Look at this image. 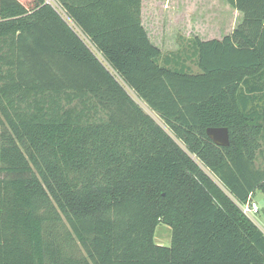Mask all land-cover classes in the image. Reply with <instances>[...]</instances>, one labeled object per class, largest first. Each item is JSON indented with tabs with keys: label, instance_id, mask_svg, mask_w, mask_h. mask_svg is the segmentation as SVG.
<instances>
[{
	"label": "trees",
	"instance_id": "trees-1",
	"mask_svg": "<svg viewBox=\"0 0 264 264\" xmlns=\"http://www.w3.org/2000/svg\"><path fill=\"white\" fill-rule=\"evenodd\" d=\"M227 1L166 56L143 0H0V264H264V0Z\"/></svg>",
	"mask_w": 264,
	"mask_h": 264
},
{
	"label": "rangeland",
	"instance_id": "rangeland-1",
	"mask_svg": "<svg viewBox=\"0 0 264 264\" xmlns=\"http://www.w3.org/2000/svg\"><path fill=\"white\" fill-rule=\"evenodd\" d=\"M225 2L222 3L220 0H143L142 21L153 43L159 46L166 56L177 51L182 55L183 49L190 51L187 44L195 35H199L202 39H210L213 36L208 32L209 30L207 32L203 30L206 28L205 24L212 25L210 20L216 18L217 24L221 26V23L227 24L225 19H228V16L233 15V19L236 18L235 8L231 9ZM225 15L227 18H224ZM228 29L229 26L225 31ZM140 104L160 124H164L156 112L145 103L140 102ZM254 200L260 207V212L255 215V219L264 228V193L256 191ZM171 235V227L160 224L156 228L155 241L158 244L170 246Z\"/></svg>",
	"mask_w": 264,
	"mask_h": 264
},
{
	"label": "crops",
	"instance_id": "crops-1",
	"mask_svg": "<svg viewBox=\"0 0 264 264\" xmlns=\"http://www.w3.org/2000/svg\"><path fill=\"white\" fill-rule=\"evenodd\" d=\"M222 3H224L225 2V0L223 1V0H220ZM227 1V0H226ZM225 3H227L229 6H230V8L232 9V5L227 1V2H225ZM230 9V10H231ZM233 9H234V7H233ZM235 12H236V14L237 15H235L236 16V18L235 19H233V15H230V16H228V19H225V21H226V25H224V24H222L221 23V26H219L218 24H217V20H216V18H214V20H210L211 22H212V25H210V24H208V25H204L206 28L205 29H203L204 30V32H207L208 30V32L209 33H211V34H213V36L210 38V39H213V38H217V39H222L225 35H227V34H230L241 22H242V20H243V13L241 12V11H239V10H237V9H235ZM224 18H227V16L225 15V17ZM214 22V23H213ZM200 26V25H199ZM198 26V27H199ZM229 26V29L227 30V31H225V29L227 28ZM222 28V29H221ZM223 30V31H222ZM224 31H225V33H224ZM223 34V35H222ZM195 36H199V35H195ZM200 37V36H199ZM206 39V38H205Z\"/></svg>",
	"mask_w": 264,
	"mask_h": 264
},
{
	"label": "water",
	"instance_id": "water-1",
	"mask_svg": "<svg viewBox=\"0 0 264 264\" xmlns=\"http://www.w3.org/2000/svg\"><path fill=\"white\" fill-rule=\"evenodd\" d=\"M207 135L219 146L230 144V132L228 127H208Z\"/></svg>",
	"mask_w": 264,
	"mask_h": 264
},
{
	"label": "built area",
	"instance_id": "built-area-1",
	"mask_svg": "<svg viewBox=\"0 0 264 264\" xmlns=\"http://www.w3.org/2000/svg\"><path fill=\"white\" fill-rule=\"evenodd\" d=\"M50 1V0H48ZM243 211L250 219H252L264 232V228L258 224L257 220L255 219V215L260 212V207L258 203L254 199H249L245 203L238 204Z\"/></svg>",
	"mask_w": 264,
	"mask_h": 264
}]
</instances>
